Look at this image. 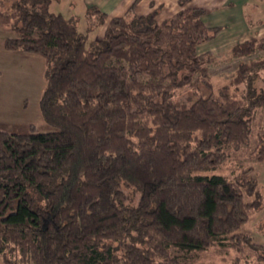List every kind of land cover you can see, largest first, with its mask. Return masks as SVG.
Returning <instances> with one entry per match:
<instances>
[{
	"label": "trees",
	"instance_id": "trees-1",
	"mask_svg": "<svg viewBox=\"0 0 264 264\" xmlns=\"http://www.w3.org/2000/svg\"><path fill=\"white\" fill-rule=\"evenodd\" d=\"M54 1L0 11L16 34L5 49L46 60L39 107L54 129L0 128L3 264H195L212 246L253 247L241 231L264 203L253 168L210 173L249 144L264 110V34L231 48L239 63L215 90L216 56L198 46L222 28L190 0L162 21L137 15L141 0L113 17L91 6L88 31L105 30L89 45ZM258 146L261 161L264 125Z\"/></svg>",
	"mask_w": 264,
	"mask_h": 264
},
{
	"label": "rangeland",
	"instance_id": "rangeland-1",
	"mask_svg": "<svg viewBox=\"0 0 264 264\" xmlns=\"http://www.w3.org/2000/svg\"><path fill=\"white\" fill-rule=\"evenodd\" d=\"M14 1L16 0H0V11L9 9ZM246 1L245 6L237 5V9L247 11L248 20L251 21V25L246 28L243 27L245 25L240 10L221 9L212 11L206 17L209 26L214 23L225 27L217 38L198 46L200 54L212 52L216 56V62L210 70L215 90L228 82L239 63V60L230 59L231 48L245 39L264 33V0ZM88 9L86 0H55L50 6L52 13L75 20L78 30L87 36L89 45L103 36L105 26L88 31ZM136 13L142 15L138 11ZM171 15L168 11H163L157 20L162 21ZM14 37L16 34L0 21V128L10 132H28L33 126L40 132L52 131L54 129L44 121L39 107L46 86V60L38 54L6 50V39ZM203 91L207 93L205 88ZM190 98L189 88L177 90L175 93V100L181 107H188L191 104ZM263 125L264 110H259L252 125L253 134L249 144L240 150H228L227 160L210 174H221L233 179L243 169L252 167L264 198V159L260 161L256 157ZM241 231L252 238L253 247L240 251L212 246L199 254L195 264H264V203L261 209L251 213ZM0 264L3 263L0 261Z\"/></svg>",
	"mask_w": 264,
	"mask_h": 264
},
{
	"label": "crops",
	"instance_id": "crops-1",
	"mask_svg": "<svg viewBox=\"0 0 264 264\" xmlns=\"http://www.w3.org/2000/svg\"><path fill=\"white\" fill-rule=\"evenodd\" d=\"M135 0H86L88 3L89 7L91 6H96L100 8L102 11L107 13L110 17L113 16H121L124 15L127 10L132 6ZM247 4L246 0H190L189 6L191 7H197V8H202L207 11L206 15L204 16V21L207 26V16L211 14L212 11H217V10H240L242 11L243 9H237V5H244ZM156 10L159 14L163 11H168L172 15L176 13L177 11L180 10V5L178 0H141L136 8V11H138L140 14H148L152 11ZM234 11V12H235ZM243 12V14H242ZM240 12L241 19L243 20V23L245 26L244 28L251 25V21L248 20V14L247 11H242ZM232 13V12H229ZM157 16V18H158ZM242 23V24H243ZM247 23V24H246ZM250 23V24H249ZM212 25V26H211ZM209 27H220L222 32L225 27L223 25H216L212 23ZM105 30V29H104ZM264 34V33H262ZM261 34V35H262ZM219 35V34H218ZM217 35V36H218ZM259 35V36H261ZM217 36L215 38H217ZM249 39V38H248ZM246 40V39H245ZM236 45V44H235ZM0 261L2 262V259L0 257ZM3 263V262H2Z\"/></svg>",
	"mask_w": 264,
	"mask_h": 264
}]
</instances>
